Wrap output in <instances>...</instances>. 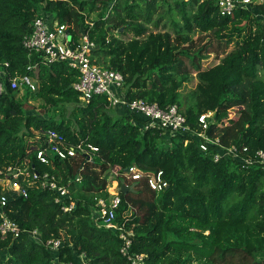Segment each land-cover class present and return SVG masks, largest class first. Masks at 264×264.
<instances>
[{
  "label": "trees",
  "instance_id": "trees-1",
  "mask_svg": "<svg viewBox=\"0 0 264 264\" xmlns=\"http://www.w3.org/2000/svg\"><path fill=\"white\" fill-rule=\"evenodd\" d=\"M39 10L51 21L74 25V36L89 29L98 43L93 58L123 73L127 99L178 105L190 131L143 127L142 117L116 112L105 95L83 103L73 87L77 70L65 61L48 63L40 53L30 55L22 44ZM251 10L239 7L224 16L217 0H0V68L8 78L27 74L39 86L25 87L23 99L8 86L0 98V167L27 162L55 175L77 201L73 211L64 212L53 193L30 177L23 183L27 196L0 185L7 214L23 230L15 238L0 232V264H64L75 260V253H84L87 264H132L129 256L137 253L145 254V264H264V165L234 157L215 160L217 146L202 150L197 135L203 130L200 115L212 111L206 135L248 146L243 155L264 149V20ZM92 13L97 18L89 21ZM165 17L171 30L108 38L109 30L134 29L121 22L158 26ZM212 54L221 59L206 65ZM194 75L198 84L184 98L182 88ZM31 95L62 109L61 118L27 112L24 101ZM48 129L63 133L68 145L92 144L98 150L91 161L77 155L43 164L36 151ZM132 165L145 176L128 181L127 192L120 190L116 223L131 239L125 255L121 231L106 227L95 211L98 198L109 196L112 172ZM160 170L169 185L155 191L146 175ZM35 228L43 242L29 233ZM51 238L64 242L58 253L46 246Z\"/></svg>",
  "mask_w": 264,
  "mask_h": 264
},
{
  "label": "built area",
  "instance_id": "built-area-1",
  "mask_svg": "<svg viewBox=\"0 0 264 264\" xmlns=\"http://www.w3.org/2000/svg\"><path fill=\"white\" fill-rule=\"evenodd\" d=\"M152 1V0H146ZM220 12L227 16L234 13L237 8H254L256 0H217ZM89 23V21H87ZM93 25V23H90ZM72 28V29H71ZM76 28L71 27L69 23H58L48 19L47 15L39 10L36 15L31 31L24 34L22 38L23 46L29 51V54L40 53L45 61L52 63L55 61H65L72 68L78 71V80L74 82L73 87L80 93L83 103H87L93 95H105L110 104L114 107L127 108L129 112L134 113L146 119L143 127H160L161 129L174 133H183L190 131L185 114L180 110L178 105L173 104L165 108L158 103H150L144 99L136 98L129 101L126 97L125 77L122 72L112 69L103 64H99L93 58V50L98 47L96 38L91 36L89 29L82 28L76 36ZM38 83V82H37ZM13 90L19 89L20 86H29L31 90L37 91L38 84L27 74H17L14 77H7L5 70L0 69V98L4 95L7 87ZM213 112L209 111L200 115L199 122L202 126V132L197 135L202 137L200 142L202 150L207 151L210 146H217L214 159L218 160L224 157H234L245 164L257 162L264 165V149H257L250 155H243L241 152H247L248 146L241 149L238 145H225L220 138L210 137L205 134L209 127ZM45 142L37 149L36 158L43 164H50L53 157L66 159L70 156H84L87 160H92V151H97L98 147L83 143L68 145L63 133L56 129H48L45 132ZM128 168V169H127ZM124 172H112L110 181L107 186L108 197H100L97 202L95 211L96 218L108 228L120 230V237L124 240L121 251L128 255L131 239L129 235L122 230L116 223L117 210L121 205V182L118 177H125V182L141 179L144 171L137 165L129 166ZM4 173V174H3ZM23 175V177H22ZM36 179L40 187L49 190L54 195V202L60 204L64 212H71L76 208L77 201L73 198V193L67 185L59 184L56 176L49 172H39L35 166L29 167L27 162L17 167L8 166L0 167V185L18 191L23 196H27L28 191L23 186L24 181ZM148 185L155 191H164L169 182L163 177V171L151 172L146 175ZM127 179V180H126ZM81 176L76 177L80 182ZM117 180V181H116ZM116 182L115 187L119 186V191H110L109 185ZM7 198L5 195L0 196V232L4 235L19 237L22 233L19 223L11 218L6 210ZM32 237L38 242H43L40 232L37 228L29 230ZM64 242L60 238H51L46 241V246L58 253L63 247ZM75 260H69L64 264H87L84 253H75ZM132 264H145V254H135L129 256ZM56 259L59 263V257ZM62 264V262H60Z\"/></svg>",
  "mask_w": 264,
  "mask_h": 264
},
{
  "label": "rangeland",
  "instance_id": "rangeland-1",
  "mask_svg": "<svg viewBox=\"0 0 264 264\" xmlns=\"http://www.w3.org/2000/svg\"><path fill=\"white\" fill-rule=\"evenodd\" d=\"M122 1L124 3L126 2V0H122ZM160 3H162V2H160ZM255 5L257 8L255 7ZM253 7L254 8H252L251 11L254 14H256L259 19L264 20V0H258L253 5ZM161 8L159 9V11L162 10ZM159 15H160L159 13L154 14V18L159 17ZM94 18H97V13H92L91 16L88 17L89 21L93 20ZM121 23L123 25L124 24H130L131 26L134 27V29H125V27H122V30H120L121 32L114 31V29L109 30L108 31V35H109L108 38L112 39L113 37H118V38L123 39V40H128V39L132 38L135 35V33L139 30H144V31H147V33H149L151 31H161V30H171L172 29V25H171L172 23H171L170 19H168L167 17L163 18L161 21V25H158V26H155L154 23L148 24L143 20H137V21L127 20V21H124ZM106 27H107V25H104L103 29H106ZM96 34L97 33H95V35ZM196 37H197V34L194 35V38H196ZM232 48H233V45H230L229 49H232ZM222 56H223V54L220 57H222ZM220 59L217 58L215 56V54H212L207 59V61H206L207 63L206 62L205 63H206V65H209V63H217V62H219ZM195 75L193 76V78L189 82L184 84V87L182 88L184 98L189 97L190 93L195 89L196 85L198 84V78ZM35 82H36V84H38L37 81H35ZM26 92H27V90L24 86H20V88L15 91L16 96L20 99H23L21 97H26V96H23ZM24 103H25L24 106H25L27 112H29V113H34V114H37L40 116H48L51 114L56 119L61 118V113H62L61 110L62 109L53 110V108H51V106L48 105L43 98L35 97V96L31 95L24 101ZM113 109L120 114H124V113L129 112L128 109L124 108V107L114 106ZM143 121L146 122V119L142 118L141 122H143ZM164 135L167 139L169 138V134L165 133ZM115 184H117L115 181L112 182V186L115 189H113L109 185V189L111 192H113L115 190L119 191V186L117 185V187H115ZM55 263H57V262H55ZM192 264H207V263L200 261V260H192Z\"/></svg>",
  "mask_w": 264,
  "mask_h": 264
},
{
  "label": "water",
  "instance_id": "water-1",
  "mask_svg": "<svg viewBox=\"0 0 264 264\" xmlns=\"http://www.w3.org/2000/svg\"><path fill=\"white\" fill-rule=\"evenodd\" d=\"M122 30V29H121ZM128 169V168H127ZM121 189L125 193L130 189V186L126 184L125 179L121 180Z\"/></svg>",
  "mask_w": 264,
  "mask_h": 264
}]
</instances>
